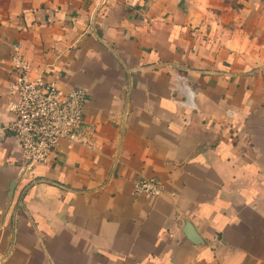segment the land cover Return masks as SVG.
I'll return each mask as SVG.
<instances>
[{
    "label": "crops",
    "instance_id": "1",
    "mask_svg": "<svg viewBox=\"0 0 264 264\" xmlns=\"http://www.w3.org/2000/svg\"><path fill=\"white\" fill-rule=\"evenodd\" d=\"M14 45L86 90L91 145L20 180L0 146V264H264V0H0V124Z\"/></svg>",
    "mask_w": 264,
    "mask_h": 264
},
{
    "label": "built area",
    "instance_id": "2",
    "mask_svg": "<svg viewBox=\"0 0 264 264\" xmlns=\"http://www.w3.org/2000/svg\"><path fill=\"white\" fill-rule=\"evenodd\" d=\"M11 67L10 110L14 117L0 124V146L9 137L15 138L24 159L22 177L31 174L36 166L49 163L62 140L67 141L69 148L76 144L91 145L84 130L85 89L66 90L42 76L32 79L31 64L18 45L12 48ZM174 80L178 92L185 97L182 105L195 109L194 93L186 79L177 75ZM163 192L164 187L157 178L141 177L134 182L135 195L159 196Z\"/></svg>",
    "mask_w": 264,
    "mask_h": 264
},
{
    "label": "water",
    "instance_id": "3",
    "mask_svg": "<svg viewBox=\"0 0 264 264\" xmlns=\"http://www.w3.org/2000/svg\"><path fill=\"white\" fill-rule=\"evenodd\" d=\"M24 171H25V165L22 164L18 168L19 180L22 178ZM15 185H16V183H13L12 186H11V188H10V197H12V194H13L14 189H15ZM188 227H189V232H188L189 236L191 238H194L196 241H198V239L196 237V234H195L194 230L192 229V227L191 226H188Z\"/></svg>",
    "mask_w": 264,
    "mask_h": 264
}]
</instances>
